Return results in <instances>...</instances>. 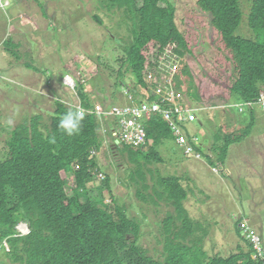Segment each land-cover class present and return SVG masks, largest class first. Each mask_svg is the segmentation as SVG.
<instances>
[{
  "label": "rangeland",
  "instance_id": "1",
  "mask_svg": "<svg viewBox=\"0 0 264 264\" xmlns=\"http://www.w3.org/2000/svg\"><path fill=\"white\" fill-rule=\"evenodd\" d=\"M102 1L0 0L2 160L6 158L12 132L19 125L40 116L42 124L49 126L57 100L68 107L82 105L80 85L94 106L87 111H94L97 107L109 109L136 102L140 104L152 98L150 90H153V84H157V92L162 94L172 88V83H166L174 75L170 68L174 60L172 57L161 61L156 58L157 55L150 53L152 67L146 74L150 90L140 87L127 67L123 69L124 77L119 76L123 52L133 38L123 14L117 10L109 12ZM198 1L170 0L177 9L179 29L183 33L193 31L192 55L187 58L198 85L203 83L204 78L207 85L208 79H214L211 75L215 72L214 43L217 36L210 18L197 14ZM251 1L241 2L245 17L238 34L255 40L256 33L248 29L247 23ZM95 16H99L102 23L95 21ZM6 42H10V45H6ZM218 68L217 73H221ZM69 78L73 79L72 88L67 84ZM175 93L176 103L196 110L195 121L187 125L186 129L191 141L192 137L199 139L200 146L195 147L202 149L198 153H201L202 158L196 159L197 154L188 157L175 143H171L169 148L164 145L157 149L162 162L154 161L144 168L149 185L153 187L159 177L176 175L180 178L181 186L188 192L185 206L191 218L203 226L204 233L199 232L196 236L204 239L202 246L210 257L248 253L251 243L241 230L243 224L261 237L264 252L263 107H253L255 127L250 137L241 144L231 146L224 166L219 163L212 165L205 154H210V158L217 162L216 154L210 153L215 135L244 128L251 122V111L241 114L232 108L237 105L234 101H222L221 96L212 97V103L203 106L196 104L185 92ZM100 122L99 133L103 146L95 150L93 155L97 157L101 168L102 174L96 178L101 181V188L90 195L92 199H98L95 195L102 193L110 198L104 188L105 181L110 178L109 184L117 202L126 206L129 217L141 225L138 245L147 250L150 257L163 260V221L168 212L174 209L165 201L156 200V205L152 190L150 195L145 194L147 199L138 197L141 187L131 180L135 165L131 164L123 146L115 147L118 141L112 137V121L109 122L108 130L106 124L102 125L101 119ZM152 145L153 142L147 143L146 147H142L143 151L147 152ZM21 224L24 225L22 228ZM16 230L21 237L31 233L26 222L18 224ZM9 253L11 246L5 240L0 243V259L3 256L7 258ZM253 257L264 259V255L253 254ZM8 264L14 263L8 261Z\"/></svg>",
  "mask_w": 264,
  "mask_h": 264
},
{
  "label": "trees",
  "instance_id": "2",
  "mask_svg": "<svg viewBox=\"0 0 264 264\" xmlns=\"http://www.w3.org/2000/svg\"><path fill=\"white\" fill-rule=\"evenodd\" d=\"M241 2L198 1L197 14L210 18L217 36L215 72L211 75L214 79H208L206 85L204 78L198 85L187 58L192 55L193 31L183 33L179 29L177 9L170 0H141V4L139 0H103L109 12L117 10L123 14L133 38L123 52L119 76L124 77L123 69L127 67L137 84L150 90L146 74L152 67L153 53L161 61L174 59L170 91L185 92L196 104L209 106L212 97L220 96L222 101L236 104L258 103L264 95V0L251 1L247 23L248 29L256 33L255 40L238 34L245 17ZM94 19L102 23L99 16ZM153 87L150 101L169 108L167 96L157 92V84ZM78 88L83 107L92 109L83 86ZM55 104L49 126L42 124L40 116L22 123L12 132L6 158H0V243L7 240L11 246V253L1 258L0 264H264L263 258L253 257L257 251L251 244L248 253L210 257L202 246L204 239L196 236L203 232V226L191 218L185 206L188 192L181 186L180 178L159 177L153 187L149 185L144 168L154 161L162 162L157 149L177 144L172 129L160 115H153L146 125L147 143L153 142L148 153L121 145L135 165L131 180L141 187L138 197L147 199L145 194L150 195L152 190L156 205L157 201H165L174 209L163 221L165 257L160 261L150 257L138 245L141 225L129 217L126 206L117 202L110 178L104 185L110 198L102 193L95 195L98 199L90 195L101 188V181L96 179L102 174L101 168L93 155L103 146L98 118L85 116L80 132L67 136L58 125L69 107L60 100ZM254 109L249 110L251 122L247 126L215 135L210 153L216 154L217 162L205 154L212 165L224 166L231 146L250 137L255 127ZM53 137L55 143H50ZM21 222L28 223L31 229L25 237L16 230ZM131 236L136 239L131 240Z\"/></svg>",
  "mask_w": 264,
  "mask_h": 264
},
{
  "label": "built area",
  "instance_id": "3",
  "mask_svg": "<svg viewBox=\"0 0 264 264\" xmlns=\"http://www.w3.org/2000/svg\"><path fill=\"white\" fill-rule=\"evenodd\" d=\"M166 83L171 84L172 79L166 80ZM67 84L69 86L72 85L68 83V81ZM165 95L167 96L166 101H168L170 105L169 108L164 107L159 103L151 102L150 99H148L143 100L140 104L136 102L124 107H111L109 109L97 107L94 111H87L86 109L85 116H87V114L99 116V118L97 117L99 122L101 119L102 125L106 124L107 130L109 122L112 121L113 126L111 130H114L115 138L119 139V141L126 146H130L134 149H142V147L147 144L146 125L148 124V121H150L153 115H160L169 123V126L177 138V145L188 157L197 154L196 159L200 160L202 155L201 153L198 154L199 151L195 147V145L200 146L199 139L192 137L193 140L191 141L186 129L187 125L195 121L196 110L188 106L182 107L179 103H176L177 98L174 91L169 90ZM81 106L82 105L79 104L75 107ZM260 106L264 109V95L260 98L258 103L248 102L245 104H237L236 106H232V108L243 113L253 107L261 108ZM111 117L113 118L110 119ZM117 122L118 125L116 126ZM214 171L218 173L217 170ZM21 225L20 228L24 226ZM241 230L244 231L245 236L256 249L257 254L263 256V242L261 237L245 224L241 226Z\"/></svg>",
  "mask_w": 264,
  "mask_h": 264
},
{
  "label": "clouds",
  "instance_id": "4",
  "mask_svg": "<svg viewBox=\"0 0 264 264\" xmlns=\"http://www.w3.org/2000/svg\"><path fill=\"white\" fill-rule=\"evenodd\" d=\"M85 115L86 109L84 107H69L60 118L58 127L67 136H74L80 132ZM50 143H55L54 137Z\"/></svg>",
  "mask_w": 264,
  "mask_h": 264
},
{
  "label": "bare ground",
  "instance_id": "5",
  "mask_svg": "<svg viewBox=\"0 0 264 264\" xmlns=\"http://www.w3.org/2000/svg\"><path fill=\"white\" fill-rule=\"evenodd\" d=\"M68 83H70V84H72V82H73V79L72 78H69L68 80ZM128 105H130V104H128ZM127 106V105H126ZM112 136L115 138V136H114V130H112ZM118 141V144L117 145H123V143L121 142V141H119V140H117ZM122 143V144H121ZM125 145V144H124ZM146 147V146H145Z\"/></svg>",
  "mask_w": 264,
  "mask_h": 264
},
{
  "label": "crops",
  "instance_id": "6",
  "mask_svg": "<svg viewBox=\"0 0 264 264\" xmlns=\"http://www.w3.org/2000/svg\"><path fill=\"white\" fill-rule=\"evenodd\" d=\"M247 112V111H246Z\"/></svg>",
  "mask_w": 264,
  "mask_h": 264
}]
</instances>
